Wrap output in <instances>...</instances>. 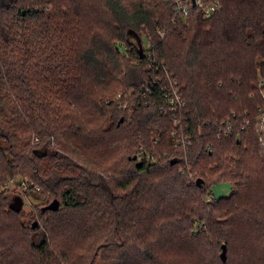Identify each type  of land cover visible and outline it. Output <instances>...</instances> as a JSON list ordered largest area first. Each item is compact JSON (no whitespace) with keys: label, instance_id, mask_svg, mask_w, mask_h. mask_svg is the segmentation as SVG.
Masks as SVG:
<instances>
[{"label":"trees","instance_id":"16d2710c","mask_svg":"<svg viewBox=\"0 0 264 264\" xmlns=\"http://www.w3.org/2000/svg\"><path fill=\"white\" fill-rule=\"evenodd\" d=\"M158 1L156 12L122 0H0V264H264L254 122L264 0H217L211 18L194 6L184 18L174 0ZM98 16L107 29L90 34L85 23L100 29ZM168 78L187 103L180 126L163 111ZM120 91L135 105L114 104ZM233 113L252 123L221 136ZM180 135L192 139L178 146ZM141 148L159 162L137 167ZM10 180L33 184L23 195L43 201L47 222L23 221ZM222 182L231 195L207 202ZM55 199L60 209L45 210Z\"/></svg>","mask_w":264,"mask_h":264},{"label":"built area","instance_id":"2783aa9c","mask_svg":"<svg viewBox=\"0 0 264 264\" xmlns=\"http://www.w3.org/2000/svg\"><path fill=\"white\" fill-rule=\"evenodd\" d=\"M177 5L178 12L186 18L191 10V7H197L201 8L204 14V18H211L219 9V3L217 0H213L209 4H205L206 0H174ZM159 34L161 36L164 35L163 31H159ZM166 76L170 77L168 72L166 73ZM167 82L164 83V85H161L159 87V90L163 93V96L167 99V110H163L164 113H172L174 115V124L176 126H180L181 120H183L184 117L188 115L187 111V103L185 101L184 95H182L181 87L179 86L178 81L175 79L168 78L166 79ZM152 82H149L148 85L151 87ZM159 86L160 81L157 80V82H154V85ZM147 88V87H146ZM258 93L262 96V103L259 108V116L254 120L256 123V128L259 132L260 136V145L261 149L264 151V80H262L259 84ZM147 94V93H146ZM148 94H152L151 91H148ZM124 94H118L116 96V99H113L114 104H119L122 108H127L135 105V101H129V96L127 98V102L123 100V98H126L127 96H124ZM255 94L251 95L253 97ZM145 97V95H143ZM140 99V98H139ZM110 104V101H108ZM112 103V102H111ZM252 123V120L247 117L243 118L242 116H238L236 113L232 114L231 118H228L227 120L223 121L220 127V135L221 136H230L235 134L238 136L240 134V131L245 129L247 126H249ZM177 131L174 132L173 135H175ZM178 134V133H177ZM154 144L157 145L159 143V139L157 137L154 138ZM191 137L180 135L178 140L176 141V144L178 146L182 145L185 146L187 143L191 141ZM33 146H36L40 144V140L37 137H33L32 139ZM139 159L138 162H141L142 160L149 161L151 164L158 163V159L155 157V155L150 154L148 151H144L143 148H141V152L139 153ZM165 158H170V155H166ZM10 184L19 186L22 192L30 190L31 187H33L32 183H29L28 181H22L20 184L17 185V183L14 180L9 181ZM36 190L40 191V188L37 187Z\"/></svg>","mask_w":264,"mask_h":264},{"label":"rangeland","instance_id":"374dc122","mask_svg":"<svg viewBox=\"0 0 264 264\" xmlns=\"http://www.w3.org/2000/svg\"><path fill=\"white\" fill-rule=\"evenodd\" d=\"M123 2H124V4L127 6V8L128 9H133L135 6H139V5H144V6H150V7H152L153 9H155V11L157 12V11H159L160 9H159V1L158 0H122ZM93 10H96L97 12H98V15H100V13L101 12H103V11H101L100 10V8L98 9V8H94ZM94 19V18H93ZM102 18H101V16L99 17L98 16V18L97 19H95L94 21L96 22V24L97 25H99L100 26V20H101ZM86 24V26L88 27L87 28V30L90 32V34H98V33H100L101 31L103 32V31H106V27H104V26H100V29H98V28H95L92 24H89V23H85ZM147 43V40L146 39H144V42H143V44L145 45ZM118 44H121V43H118ZM121 87V85H120V83L119 82H116V83H114L113 85H111V87H110V91H108L109 93L110 92H114V91H116V89H118V88H120ZM108 92H106V93H108ZM122 94V92L120 91V92H118V93H116V95H114L113 96V99H116V96L118 95V94ZM124 96H126V95H123V97ZM127 98L128 97H126V98H123V100L125 101V102H127ZM129 101H131V99L129 98L128 99ZM131 114V113H130ZM155 138V137H154ZM33 144V143H32ZM55 149H57V150H59V147H56ZM163 156H165V154H163L162 155V157ZM159 162V161H158ZM183 170V169H182ZM19 180V179H18ZM16 183L18 182V181H16V180H14ZM187 181H188V183H189V185H194V184H196V181H195V177H194V175H191V177H189L188 179H187ZM29 182V181H28ZM29 183H31V182H29ZM187 183V184H188ZM8 187H10V189H12V190H14V189H17V191H20V193H21V195H22V201H24V205H25V209H24V214L26 215L25 217H23V221L25 222V223H29L30 221L31 222H34L35 220L37 221V220H43V218H42V215L40 214V210H39V205L41 206L42 204H43V201L42 200H39L35 195H28V196H24L23 195V192H22V190L20 189V187L18 186H16V185H12V184H10V183H8ZM38 191V190H37ZM233 192V187H232V185L230 184V183H220V184H216V185H214V186H212V188H211V196H210V198H207V202H212V201H214V197H213V195L217 198V199H219L220 197H223V196H229V195H231V193ZM34 193V192H33ZM32 194V193H31ZM119 194H124L123 192H121V190L119 189V190H117V195H119ZM18 200V199H17ZM51 201H52V199H51ZM15 202H17L16 200H15ZM49 220V216L48 217H46V218H44V221L45 222H47ZM218 252H219V254H218V257L220 256V254L222 253L221 252V248H219L218 249ZM104 263H105V261H104Z\"/></svg>","mask_w":264,"mask_h":264},{"label":"water","instance_id":"95a60500","mask_svg":"<svg viewBox=\"0 0 264 264\" xmlns=\"http://www.w3.org/2000/svg\"><path fill=\"white\" fill-rule=\"evenodd\" d=\"M25 14V13H24ZM136 159V158H135ZM178 162L177 159H174L171 164L172 165H176V163ZM137 167H142V163L141 162H138L137 164ZM197 183L199 186L203 185L204 184V181L202 180H197ZM18 199V200H17ZM17 202H14L13 204V207L17 210H19L20 208H22V206L24 205V201H22V197H18L15 199ZM14 200V201H15ZM60 209V201L55 199V201H53L52 203H50L48 205L47 208H45V210H50V211H58ZM38 226V222H34L33 224V229L36 228ZM221 259L223 261V263H226L227 262V259H228V252H227V247L226 245L224 244L222 246V254H221Z\"/></svg>","mask_w":264,"mask_h":264}]
</instances>
